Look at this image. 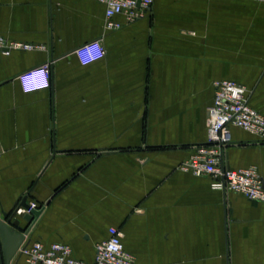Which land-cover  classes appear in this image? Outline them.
Masks as SVG:
<instances>
[{
  "label": "crops",
  "instance_id": "obj_1",
  "mask_svg": "<svg viewBox=\"0 0 264 264\" xmlns=\"http://www.w3.org/2000/svg\"><path fill=\"white\" fill-rule=\"evenodd\" d=\"M185 5L155 0L108 30L99 0H0V34L44 46L0 55V209L44 205L27 240L91 263L115 226L138 264H264V202L180 168L207 141L216 80L244 84L264 115V56L188 33L167 10ZM96 38L106 55L84 65L75 50ZM44 62L50 87L24 91L18 75ZM231 133L226 165L257 166L264 182V136Z\"/></svg>",
  "mask_w": 264,
  "mask_h": 264
},
{
  "label": "built area",
  "instance_id": "obj_2",
  "mask_svg": "<svg viewBox=\"0 0 264 264\" xmlns=\"http://www.w3.org/2000/svg\"><path fill=\"white\" fill-rule=\"evenodd\" d=\"M99 1L106 7V29L120 30L127 24L147 16L155 0ZM117 16H123V20H117ZM43 47L29 42L9 40L0 34V55H9L13 50ZM75 52L82 64L87 65L104 58L106 47L102 38H96L83 43ZM51 77L50 62L28 68L18 75L26 92L49 88ZM207 127V141L195 145L192 154L181 163L180 168L196 176L209 177L214 190L236 192L245 195L249 200L264 202V182L259 168H232L225 162V152L232 143V127L264 136V115L251 105L249 90L244 84L229 79L214 82L213 102L207 108ZM43 209V204L30 200L28 207L20 204L14 213L33 214L35 221V212H42ZM33 221L26 227L29 231L24 243L19 247V252L29 264H138L135 256L125 249L120 229L115 226L109 228L108 239L97 244L95 260L89 263L75 257L73 249L67 243L28 241Z\"/></svg>",
  "mask_w": 264,
  "mask_h": 264
},
{
  "label": "rangeland",
  "instance_id": "obj_3",
  "mask_svg": "<svg viewBox=\"0 0 264 264\" xmlns=\"http://www.w3.org/2000/svg\"><path fill=\"white\" fill-rule=\"evenodd\" d=\"M159 1L186 4L184 9L167 10L180 12L174 15L176 22L189 27L187 32L193 36L209 39L220 35L226 41L239 39L242 58L245 54L264 56V3L254 0Z\"/></svg>",
  "mask_w": 264,
  "mask_h": 264
},
{
  "label": "water",
  "instance_id": "obj_4",
  "mask_svg": "<svg viewBox=\"0 0 264 264\" xmlns=\"http://www.w3.org/2000/svg\"><path fill=\"white\" fill-rule=\"evenodd\" d=\"M20 204L28 207L27 197H24ZM40 213L41 211L35 212L36 217ZM14 216L15 213L8 215L4 209H0V264H12L14 257L19 259L22 256L19 247L24 243L29 228L21 225L20 219ZM33 217L30 213L24 215L28 223L33 221ZM12 226L16 229L13 230Z\"/></svg>",
  "mask_w": 264,
  "mask_h": 264
}]
</instances>
